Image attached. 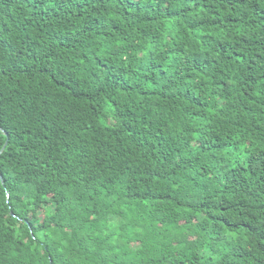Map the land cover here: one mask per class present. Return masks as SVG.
Listing matches in <instances>:
<instances>
[{"label":"trees","instance_id":"obj_1","mask_svg":"<svg viewBox=\"0 0 264 264\" xmlns=\"http://www.w3.org/2000/svg\"><path fill=\"white\" fill-rule=\"evenodd\" d=\"M0 264H264V0H0Z\"/></svg>","mask_w":264,"mask_h":264},{"label":"water","instance_id":"obj_2","mask_svg":"<svg viewBox=\"0 0 264 264\" xmlns=\"http://www.w3.org/2000/svg\"><path fill=\"white\" fill-rule=\"evenodd\" d=\"M2 151V150H1Z\"/></svg>","mask_w":264,"mask_h":264}]
</instances>
